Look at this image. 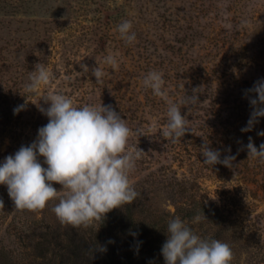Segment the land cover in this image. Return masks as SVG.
Returning <instances> with one entry per match:
<instances>
[{"label":"rangeland","instance_id":"rangeland-1","mask_svg":"<svg viewBox=\"0 0 264 264\" xmlns=\"http://www.w3.org/2000/svg\"><path fill=\"white\" fill-rule=\"evenodd\" d=\"M238 1L12 0L9 4L8 0H0V37L10 45V54L2 57L11 62L17 74L14 87L21 88L22 80L27 85L31 71L40 63L54 73L46 93L65 94L75 105L112 106V100H144L147 93L154 95L143 86L144 77L153 70L163 73L170 100H182L196 90L199 100H217L213 96L218 93L221 99L217 103L226 100L249 103L245 90L264 79V0ZM241 7L246 14L238 13ZM252 10L257 12L255 22L249 18V13L250 17L254 16ZM125 20L132 22L136 34L132 44L126 43L117 30ZM212 38L218 40L216 47L210 43ZM233 51L240 54L239 62L245 59V54L253 53V64L234 68L237 70L232 75L236 83L229 75L220 77L224 60ZM109 54L118 60L115 71L103 62ZM98 67L105 72L99 84L92 75V69ZM196 67L205 69L195 70ZM209 67L218 70L219 78L210 74ZM24 92L27 95L21 101L26 107L20 123L12 119L13 123L5 128L0 126V163L12 144L13 133H21L18 130L24 122L30 136L36 138L38 129L48 123L38 107L48 105L39 101L38 96ZM141 110L144 112H137L136 119H130L128 113L124 119L133 135H144V130H149L148 136L158 135L163 141L159 144L161 166L199 183L222 206H228L227 215L236 224L237 237L234 232H228L220 241L232 248L235 254L232 264H264V162L248 155L247 159L244 157L247 136H237L238 151L226 149L221 157L235 156L233 167L212 166L203 163V150L196 148L193 133L200 132L192 128L191 120V129L173 142L162 135L167 113L145 105ZM255 126L264 130V117ZM250 136L254 144L257 140L261 143L255 133L251 132ZM39 159L43 163V157ZM147 174L149 170L135 166L133 176L141 179ZM53 184L57 190L62 188ZM156 195L158 207L173 210L171 206L165 207L169 202L165 193ZM191 225L197 231V223Z\"/></svg>","mask_w":264,"mask_h":264},{"label":"clouds","instance_id":"clouds-1","mask_svg":"<svg viewBox=\"0 0 264 264\" xmlns=\"http://www.w3.org/2000/svg\"><path fill=\"white\" fill-rule=\"evenodd\" d=\"M132 28V22L128 20L117 26L120 37L128 44L136 41ZM103 62L113 71L119 67L112 54ZM83 69L88 71L86 65ZM92 75L99 84L103 82L105 72L98 67L92 69ZM53 79L51 69L40 63L31 71L26 91L48 105L47 108L38 105L48 123L38 129L37 138L30 145H22L14 155L6 156L0 163V185L7 186L17 210L42 211L50 201L59 200L53 211L62 224L74 228L100 226L107 213L130 205L139 197L130 174L144 151L130 148L133 130L112 106H77L65 94H47L45 88ZM143 86L167 103L163 137L173 142L181 139L191 129L186 115L181 114V107L199 102L196 90L179 102L172 101L165 89L163 73L155 70L147 73ZM245 96L252 111L247 126L241 131L249 132L259 118L264 117V79L245 90ZM25 107L26 104L18 105L13 109L14 114ZM257 134L264 136V131ZM248 139L245 146L248 157L264 162V143L257 148L252 137ZM202 149L203 163L233 167L235 156L227 155L221 159L220 151L210 148L207 143ZM40 157H43V163ZM53 182L61 185L62 190L58 191ZM0 208H4L2 199ZM202 219H206L204 214H197L193 222ZM166 236L161 247L165 264H232L235 258L227 243L202 238L178 216L168 222ZM88 251L106 252L107 248L97 244Z\"/></svg>","mask_w":264,"mask_h":264},{"label":"trees","instance_id":"trees-1","mask_svg":"<svg viewBox=\"0 0 264 264\" xmlns=\"http://www.w3.org/2000/svg\"><path fill=\"white\" fill-rule=\"evenodd\" d=\"M8 1L11 4L12 0ZM242 7L238 8L241 10L238 12L240 15L247 13ZM251 12L254 16L250 17L249 13V18L253 22L257 12L253 10ZM1 34L0 25V36ZM216 42L217 38L210 40L213 47H216ZM9 48L10 45L3 42L0 37V126L3 128L13 123L12 119L18 120L17 124L20 123L22 111L14 114L13 109L18 105H24L21 100L27 95L24 92L26 90L24 80L21 88L13 86L17 74L11 62L3 60L2 54L5 56L10 54ZM240 57L236 51L228 54L220 77L229 75L236 83L237 80L232 74L238 69V65L253 64V53L245 54L242 62H239ZM205 67L208 68L207 65ZM205 67H196L195 70H204ZM209 71L214 77L219 78L218 70L209 67ZM9 82H12V85H9ZM214 94L213 97L217 100H199L196 104L181 107V114L186 115L193 123L192 128L200 132L198 135L190 131L195 137L196 148L203 150L202 147L207 143L210 148L219 150L223 157L226 149L238 151L237 136L249 138L251 132L264 143V136L257 134L264 131L263 129H256L254 125L249 132L241 131L250 119L251 112L248 113V110L252 111L250 103L246 101L240 104L235 100L217 103L221 96L218 93ZM123 101H111L112 108L122 118L128 113L130 119H136L137 112H144L141 110L144 105L158 112L167 113V103L164 100H155L154 95L148 93L144 100ZM144 123L149 124L145 121ZM20 130L21 133H13L12 137L10 136L12 144L5 156L14 155L22 145L27 146L36 138L35 135L30 136L25 122L18 131ZM144 132V135L138 133L132 135L129 140L130 148L144 151L136 165L143 167V171L149 170V175L142 176L141 179L133 176L134 171L130 174L134 188L140 195L132 204L107 213L100 226L74 228L62 224L53 211L59 200L50 201L42 211L17 210L8 195L7 186L0 185V199L4 203V208H0V264H165L161 247L167 239L168 222L176 216L194 231L191 225L194 217L197 214L201 216L204 214L206 219L197 223L195 231L202 238H207L208 235L209 238L223 240L228 232H234L233 235L236 236L237 227L227 215L228 206H222L213 193L199 183L180 177L174 170L161 166L159 144L163 141L158 135L148 136L149 130ZM204 138H208V141L205 142ZM261 143L257 140L255 146L259 147ZM239 150L241 151V148ZM247 155L248 152L245 151L246 159ZM140 173L141 171L138 175ZM160 192L166 194L169 202L165 207L171 206L172 211L158 207L155 199L156 194ZM97 244L106 247L107 251L94 253L88 251Z\"/></svg>","mask_w":264,"mask_h":264}]
</instances>
